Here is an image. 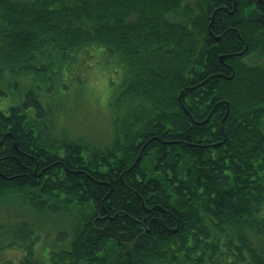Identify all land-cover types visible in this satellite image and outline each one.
Returning <instances> with one entry per match:
<instances>
[{
	"label": "trees",
	"instance_id": "1",
	"mask_svg": "<svg viewBox=\"0 0 264 264\" xmlns=\"http://www.w3.org/2000/svg\"><path fill=\"white\" fill-rule=\"evenodd\" d=\"M261 1L0 0V264H264Z\"/></svg>",
	"mask_w": 264,
	"mask_h": 264
},
{
	"label": "rangeland",
	"instance_id": "2",
	"mask_svg": "<svg viewBox=\"0 0 264 264\" xmlns=\"http://www.w3.org/2000/svg\"><path fill=\"white\" fill-rule=\"evenodd\" d=\"M104 67L102 64L96 66L95 69L97 71L91 77L92 79H89L87 83L85 82L83 85L84 90H82V87L79 89L85 95L84 100L77 99V94L74 100L75 109L71 113H76L80 118L83 117L86 120L85 122L89 124L88 128L93 129V131L97 130L100 132L105 130L103 133L108 135L110 132L107 128L109 124L111 125V113L108 108L109 80L111 78L113 82L118 83L119 77L113 73L114 69H103ZM73 84L76 87L78 83L74 81ZM72 103V101H69V105ZM8 254V256L16 258L21 253L20 251H9Z\"/></svg>",
	"mask_w": 264,
	"mask_h": 264
},
{
	"label": "water",
	"instance_id": "3",
	"mask_svg": "<svg viewBox=\"0 0 264 264\" xmlns=\"http://www.w3.org/2000/svg\"><path fill=\"white\" fill-rule=\"evenodd\" d=\"M261 1V0H260ZM262 2V1H261ZM217 39H220V37H217Z\"/></svg>",
	"mask_w": 264,
	"mask_h": 264
}]
</instances>
